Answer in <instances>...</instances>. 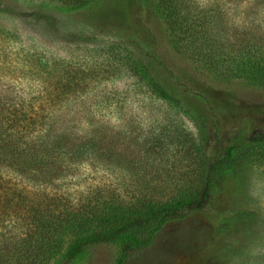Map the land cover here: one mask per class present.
<instances>
[{
    "label": "trees",
    "instance_id": "1",
    "mask_svg": "<svg viewBox=\"0 0 264 264\" xmlns=\"http://www.w3.org/2000/svg\"><path fill=\"white\" fill-rule=\"evenodd\" d=\"M26 1L73 13L100 0ZM153 1L169 46L198 73L264 89V24H236L226 0ZM254 2L263 13L264 0ZM14 36L0 27V41ZM143 53L126 39L104 45L99 63L25 52L14 64L17 53L0 47V264H88L99 247L112 250L111 264H128L166 225L206 210L224 176L249 167L264 177V143L206 157L209 143L203 147L182 121L198 119L157 77V58L146 62ZM109 74L132 76L166 109L160 129L132 151L115 135L112 144L104 133L77 139L59 126V108ZM104 172L114 175L102 182Z\"/></svg>",
    "mask_w": 264,
    "mask_h": 264
},
{
    "label": "rangeland",
    "instance_id": "2",
    "mask_svg": "<svg viewBox=\"0 0 264 264\" xmlns=\"http://www.w3.org/2000/svg\"><path fill=\"white\" fill-rule=\"evenodd\" d=\"M254 1L226 0L227 14L238 25L264 24V12ZM0 27L15 34L0 41V47L17 53L8 56L14 64L23 63L25 52L99 63L108 42L132 39L157 58V77L198 119L182 121L203 147L209 143L206 157L217 159L234 144L264 143V89L242 81L216 82L198 73L169 46L153 0H100L73 13L41 1L0 0ZM149 54H142L146 62ZM10 69L8 79L14 74ZM103 78L59 108V126L77 139L104 133L112 144L115 135L121 150L132 151L160 129L166 109L130 75ZM9 84L22 86L16 79ZM87 169L96 178L102 175ZM113 175L104 172L100 180ZM112 257L110 248L99 247L88 264H111ZM128 264H264V177L249 167L224 176L206 210L166 225L153 246Z\"/></svg>",
    "mask_w": 264,
    "mask_h": 264
}]
</instances>
